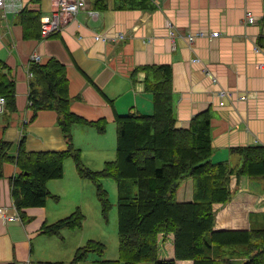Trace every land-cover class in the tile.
<instances>
[{
    "label": "crops",
    "instance_id": "crops-1",
    "mask_svg": "<svg viewBox=\"0 0 264 264\" xmlns=\"http://www.w3.org/2000/svg\"><path fill=\"white\" fill-rule=\"evenodd\" d=\"M23 1L42 15L54 8L52 0ZM85 1L86 6L65 20L56 35L40 39H25L18 15L5 16L0 11V60L16 85V110L0 113V139L14 144L10 155L17 153L22 137L29 152L68 149L55 110H41L32 119L28 70L34 63L46 64L51 57L66 65L72 111L89 120H107L104 133L90 125L73 126L74 146L92 170H100L116 158V114L153 112L146 73L132 77V72L144 65L172 67L178 127L188 128L197 113L210 110L213 162L229 161L239 168L242 156L238 149L264 148V0H104L101 9L96 8L95 0ZM246 11L253 12L259 24H244ZM212 32L219 35L213 37ZM120 33L125 37L116 39ZM98 34L100 39H96ZM190 34L195 35L193 41ZM34 54L40 55L39 61L32 60ZM221 89L228 95H220ZM19 173L15 163H4L0 208L17 210L12 181ZM190 180L185 189L181 182L179 201L193 200L194 183ZM47 186L56 197H49L44 206L26 208V220L20 214L17 220L0 216V264L70 262L76 249L92 239L86 234L88 221L81 228L63 229L53 236L44 234L42 228L79 207L99 218L101 227L95 230H107L96 188L79 176L73 158L64 161L63 177L49 180ZM230 187L237 189L232 201L214 205L215 229L264 228V179L233 175ZM115 190L118 199L117 184ZM160 247L161 259L174 258L173 235H161ZM96 259L90 254L77 264H93ZM176 264L193 261L177 260Z\"/></svg>",
    "mask_w": 264,
    "mask_h": 264
},
{
    "label": "trees",
    "instance_id": "trees-1",
    "mask_svg": "<svg viewBox=\"0 0 264 264\" xmlns=\"http://www.w3.org/2000/svg\"><path fill=\"white\" fill-rule=\"evenodd\" d=\"M103 2L95 0L96 8L105 7ZM42 16L39 10L29 7L18 14L25 39L41 38ZM31 71L32 119L41 110H55L68 149L29 152L22 137L17 153L10 155L14 144L0 139V176L6 162L20 169L12 181V198L22 219L27 218L26 208L46 204L52 195L48 181L63 177L64 161L71 157L79 176L94 182L105 217L112 203L103 180L111 178L118 185L119 258L96 259L93 264H176L177 260H192L193 264H264V228L217 230L214 210L216 203L227 204L236 194L237 189L230 187L233 175L264 179V148L238 149L242 156L239 168L229 161L213 162L211 112L197 113L188 128L177 126L170 65H144L132 72L134 79L138 72L146 73L145 87L152 94L153 112L116 114V158L97 171L84 164L80 150L75 148L73 126L90 125L104 133L107 120H89L72 111L66 65L56 57L46 64H32ZM0 95L6 98L9 111H15L16 85L2 60ZM188 177L194 182V198L179 201L177 191ZM84 219L78 208L56 222L44 224L42 231L48 236L59 235L63 229L81 228ZM170 234L174 237V258L161 259L160 236ZM92 252L102 256L104 244L90 239L76 249L70 262L42 264H77Z\"/></svg>",
    "mask_w": 264,
    "mask_h": 264
},
{
    "label": "built area",
    "instance_id": "built-area-1",
    "mask_svg": "<svg viewBox=\"0 0 264 264\" xmlns=\"http://www.w3.org/2000/svg\"><path fill=\"white\" fill-rule=\"evenodd\" d=\"M54 8L51 13L43 15L41 18V37L48 38L54 34H56L63 24H65V20L68 18L74 17L77 13L81 10V8L86 6L85 0H52ZM27 7V4L23 0H0V11L5 16L8 14L18 15L24 8ZM92 15H95V11L91 12ZM244 24L246 25H257L259 24V18L256 17L253 12L246 11L244 17ZM201 35L203 33H200ZM198 35V33H197ZM219 35L218 32H212L211 36L217 37ZM102 35H96V39H100ZM125 36L124 34L120 33L116 35V39H123ZM189 38L191 41L195 38V35L190 34ZM259 46H256V50H259ZM33 61H39L40 55L34 54L32 57ZM29 77L32 78L33 74L31 68L28 70ZM206 74L211 76L213 79L214 74L206 70ZM220 95L225 96L228 95V91L221 89ZM31 104V102H30ZM7 103L6 98L3 95H0V113L7 111ZM15 209V207H14ZM11 210L7 207L0 208V216L7 220H17L19 219V213L17 210L15 212L8 211Z\"/></svg>",
    "mask_w": 264,
    "mask_h": 264
},
{
    "label": "rangeland",
    "instance_id": "rangeland-1",
    "mask_svg": "<svg viewBox=\"0 0 264 264\" xmlns=\"http://www.w3.org/2000/svg\"><path fill=\"white\" fill-rule=\"evenodd\" d=\"M116 152H117V148H116ZM69 161H71V163H73L72 160L69 159ZM190 179L191 178L188 177L183 181V183H182L183 189L186 188V184H188V183L190 184V181H191ZM104 180H105L104 186L109 191V198H110V201L112 203V207L108 212L109 213L108 216L105 217V215L103 214V212L101 210V216L100 217H101L102 221H104V223H102V224L104 226H107L106 224H108L107 230H104V228L102 229L103 231H101V232H99L98 230H95V229H98L101 227V223L97 222V219H99V218H96L95 216H91V214H92L91 212L85 213L84 210L87 209L86 207H79V208L82 211V213L85 215V219H84L83 223L85 224V222L88 221L85 225L86 234L88 236H92V240L93 239L98 240V241L102 242L105 246V252L103 253L102 256H99L96 252H92V253H90L91 257H96L97 259H108V258L109 259H118L119 258V250H118V246H119V244H118L119 243V241H118V204H117L118 199H117V191L116 190L114 191V186L117 183L114 179H111V178H106ZM89 181H91V180H89ZM107 181H109L111 183V185H108ZM91 182L93 183L94 187L96 188L94 182L93 181H91ZM112 185H113V187H112ZM137 189H138V187L135 186L136 191H137ZM96 192H97V189H95V195L98 196V193L96 194ZM51 196H55V195L52 194ZM93 199L94 198H90V200H93ZM224 205H226V204H224ZM101 209H102V207H101ZM114 213L116 214V217L114 216ZM215 213H216V211H215ZM90 230H95V231L93 232ZM108 256H111V258ZM112 256H114V257H112ZM86 264H89V263H86ZM144 264H153V263L152 262H144Z\"/></svg>",
    "mask_w": 264,
    "mask_h": 264
}]
</instances>
